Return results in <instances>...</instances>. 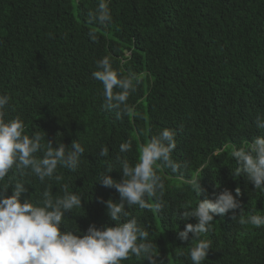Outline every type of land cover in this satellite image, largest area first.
<instances>
[{
    "label": "trees",
    "instance_id": "obj_1",
    "mask_svg": "<svg viewBox=\"0 0 264 264\" xmlns=\"http://www.w3.org/2000/svg\"><path fill=\"white\" fill-rule=\"evenodd\" d=\"M107 2L112 23L104 27L89 22L100 0H0V96L11 98L4 119L19 117L25 134L39 132L44 146L51 140L54 147H70L76 140L85 149L76 171L58 166L59 182L11 170L0 191L9 186L11 196L15 183H24L28 191L21 200L43 206L44 191L55 199L67 184L83 198V207L65 214L62 231L83 236L91 224L115 226L102 201L118 202L120 195L99 179L109 167H120L118 156L134 166L140 146L168 128L176 132L172 158L187 166L173 171L158 162L163 210L126 207L121 222L136 218L149 231L158 264H192L194 236L185 241L178 232L198 220H185L183 209L227 189L243 212L236 209V220L231 211L214 216L201 235L212 242L203 264H264V226L239 224L241 215L264 216V190H256L246 175H233L239 164L232 156L264 136L255 123L264 117V0ZM105 56L121 76L143 74L129 98L139 115L118 118L103 107L104 86L93 72ZM129 139L132 150L121 153ZM104 147L107 156L100 155ZM36 155L42 158L43 150ZM108 175L123 179L120 169ZM193 179H200L201 195ZM121 264L149 261L132 255Z\"/></svg>",
    "mask_w": 264,
    "mask_h": 264
},
{
    "label": "clouds",
    "instance_id": "obj_2",
    "mask_svg": "<svg viewBox=\"0 0 264 264\" xmlns=\"http://www.w3.org/2000/svg\"><path fill=\"white\" fill-rule=\"evenodd\" d=\"M90 23H98L107 27L112 23V16L107 0H100L96 11L89 14ZM95 38V32L90 33ZM97 70L93 77L104 86L103 107L115 111L118 118L139 115L129 104L131 94L143 81V74L130 72L121 76L113 69L110 57L105 56L96 61ZM9 96H0V181L8 176L11 170L20 175L32 174L41 181L45 178H55L57 182L63 179L56 175L58 166L76 171L85 149L74 140L66 146L60 143L54 147L51 140L47 146L42 145L44 137L39 133L33 136L25 134L24 122L16 117L5 120V108L10 102ZM256 126L264 129V117H257ZM177 147L176 132L165 128L159 135L140 146L138 162L133 166L127 159L117 157L119 168L109 167L107 174L99 181L109 188H115L120 195L117 202L113 199L102 201L106 204L110 218L117 221L115 226L97 228L91 224L83 236L72 231H62L61 225L65 214L74 208L83 207V198L68 191V185L63 186L64 195L53 199L50 190L43 193V206H38L31 200H21L22 193L28 191L24 183H15L13 194L8 196L9 186L0 191V264H121L134 255L145 258L149 264H158L155 242L149 241V231L140 227L136 218L123 222L127 217L126 207L139 205L142 209L153 212L164 208L163 196L165 183L157 172L158 162H163L173 171H180L182 165L172 158ZM43 150L42 158L36 154ZM132 150V141L120 145V152ZM109 150L104 147L100 155L107 156ZM232 156L239 164L234 176L246 175L256 190H264V136H257L247 148L234 149ZM113 169L123 172L122 180H115L108 173ZM192 186L198 195L205 189L200 179H193ZM236 188V194H240ZM215 199L200 200L195 208L183 209L185 220L195 217L198 222L188 223L183 231L178 232L182 240H188L192 233L196 243L190 249L192 264H203L207 259L212 242L201 239V235L210 230L215 215L233 213L236 220V209L243 208L230 190L213 193ZM155 200V203L149 201ZM240 225L251 224L255 227L264 226V216L251 215L239 218ZM160 264H163L161 261Z\"/></svg>",
    "mask_w": 264,
    "mask_h": 264
}]
</instances>
